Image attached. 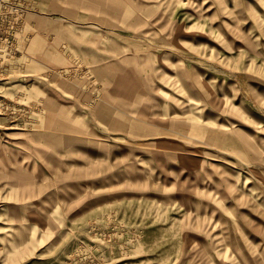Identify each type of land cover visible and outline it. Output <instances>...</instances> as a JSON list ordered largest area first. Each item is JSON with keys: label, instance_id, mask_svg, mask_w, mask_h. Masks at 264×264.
Masks as SVG:
<instances>
[{"label": "rangeland", "instance_id": "1", "mask_svg": "<svg viewBox=\"0 0 264 264\" xmlns=\"http://www.w3.org/2000/svg\"><path fill=\"white\" fill-rule=\"evenodd\" d=\"M0 44V264H264V0H12Z\"/></svg>", "mask_w": 264, "mask_h": 264}, {"label": "built area", "instance_id": "2", "mask_svg": "<svg viewBox=\"0 0 264 264\" xmlns=\"http://www.w3.org/2000/svg\"><path fill=\"white\" fill-rule=\"evenodd\" d=\"M0 39L12 46V0H0Z\"/></svg>", "mask_w": 264, "mask_h": 264}, {"label": "bare ground", "instance_id": "3", "mask_svg": "<svg viewBox=\"0 0 264 264\" xmlns=\"http://www.w3.org/2000/svg\"><path fill=\"white\" fill-rule=\"evenodd\" d=\"M58 71V70H57ZM7 74H5V73H1L0 74V80L1 79H6V78H8V76H6ZM0 111H2V108L0 107ZM3 118L2 117H0V120H2ZM8 125H10V123H7V125L6 126H8ZM10 127V126H9ZM11 128V127H10ZM179 156H181V155H179ZM190 156V155H189Z\"/></svg>", "mask_w": 264, "mask_h": 264}]
</instances>
